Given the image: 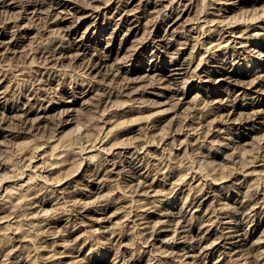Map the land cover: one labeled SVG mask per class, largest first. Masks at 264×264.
I'll use <instances>...</instances> for the list:
<instances>
[{
  "label": "rangeland",
  "instance_id": "1",
  "mask_svg": "<svg viewBox=\"0 0 264 264\" xmlns=\"http://www.w3.org/2000/svg\"><path fill=\"white\" fill-rule=\"evenodd\" d=\"M2 1L0 178L5 172L6 179L0 182V264L84 258L108 264H264V0H163L157 6L153 0H63L70 7L60 5L51 15L26 8L51 0ZM217 20L233 21L252 37L210 54V38L225 34L218 33ZM162 37L169 47L160 44ZM42 47L68 54L50 61ZM108 66L115 67L106 72ZM130 106L139 111H125ZM85 127L89 143L84 136L90 134H81ZM208 148L214 149L212 158ZM146 180L153 187L142 191ZM245 200L257 205L253 213L249 205L239 208ZM167 209L185 214L190 227L213 233L204 242L210 246L204 259L182 257L192 233L189 239L174 232V238L169 233L154 239V225Z\"/></svg>",
  "mask_w": 264,
  "mask_h": 264
},
{
  "label": "bare ground",
  "instance_id": "2",
  "mask_svg": "<svg viewBox=\"0 0 264 264\" xmlns=\"http://www.w3.org/2000/svg\"><path fill=\"white\" fill-rule=\"evenodd\" d=\"M1 1H2V0H1ZM35 1H36V0H35ZM150 1H151V0H150ZM153 1H156V2L153 4L154 6H157V5H159V4H162V2H163V0H153ZM170 1H173V3H174L175 0H170ZM181 1H182V0H181ZM3 2H4V1H2V2H0V3H3ZM16 2H17V1H16ZM28 2H29V1H28ZM24 3H25V2H24ZM176 3H178V5H179L180 0H179V2H175V4H176ZM181 3H182V2H181ZM13 4H14V3H13ZM15 4H16V3H15ZM18 4H19V3H18ZM149 4H150V3H149ZM175 4H173V6H172V8L174 7L173 10H172V13H173V12H176V10H177ZM11 5H12V4H11ZM60 5H63V7L65 6L64 8H69L70 5H71V3L67 2V1H63V0H51V1H49V2L47 1V3H42V1H40V2H32V3H30V5L26 6V8H27V10L30 9V8L33 9V10H32L33 12H40V13L42 12V13H46V14L49 15V14L52 12L53 9H55L56 7H58V6H60ZM75 5H76V4H75ZM2 6H3V5H2ZM23 6H24V5H23ZM129 6H130V3L127 2V3L125 4L126 9H127V7H129ZM45 7H47V9H48L47 11H44V10H43ZM82 7H83V6H82ZM82 7H81V8H82ZM177 7H178V6H177ZM172 8H171V9H172ZM72 9H75V11H76V10L78 9V7L76 6V7H73ZM78 10H80V9H78ZM78 10H77V11H78ZM83 10H84V9H83ZM83 10H82V11H83ZM85 11H86V10H85ZM86 12H87V11H86ZM42 13H41V14H42ZM166 13H167V12H166ZM167 14H168V13H167ZM176 14H177V13H176ZM50 15H51V14H50ZM170 16H171V15H170ZM177 19H178V17H177L176 19L174 18L175 21H176ZM214 20H215V19H214ZM214 20H213V21H214ZM60 21H62V20H59V19H58L57 22L55 21V23L59 24ZM215 21H216V20H215ZM215 21H214V22H215ZM224 21H225V20H223L222 22L220 21V22H221V23H220V22L217 20V22H219V23H217V24H218V26L221 28V30H220L218 33H220L221 31L224 30V33H225V34L222 33L223 36H221V37H223V38H224V36H226V37H225L224 39H222V38L220 37L219 40H218V39L215 40V39H214L215 37H214V38H210L211 40H210L209 42H210L211 45H210V46L207 45V46H208L207 48L209 49V50L207 49V52H209L210 54H213V53L215 52V50L218 51L219 49H222V48L224 49V48H226V47H230V44H228V43H230V42H231V43H234V44L242 43V42L244 41L243 39H245V38H248V39H249V37H250V38L252 37L251 35L248 34L249 32L247 33V32L245 31V29L243 30V27H242V30H241V29H237V26H236L235 24H232L233 21H230V22H226V21L224 22ZM212 23H213V22H212ZM212 23H211V24H212ZM64 24H65V23H64ZM203 25H204V24H203ZM58 26H60V25H58ZM61 26H62V24H61ZM66 26H68V25H66ZM201 26H202V25H201ZM241 26H242V25H241ZM68 27H70V26H68ZM68 27H67V28H64V27H63V28H64V31H66V33H71V32H72V28H71V27L68 28ZM198 27H199V26H198ZM207 27H208V26H207ZM213 27H214V26H213ZM216 27H217V26H216ZM239 27H240V26H239ZM58 28H59V27H58ZM60 28L62 29V27H60ZM202 28H203V26H202ZM197 29H199V28H197ZM206 29H207V28H206ZM208 29H209V28H208ZM208 29H207V30H208ZM199 30H200V29H199ZM217 30H218V29L215 30L214 28H210L209 31H211V32L214 33V32H216ZM246 30H247V28H246ZM203 31H204V30H203ZM203 31H202V32H203ZM206 32H207V31H206ZM206 32H205V33H206ZM66 33H65V34H66ZM205 33H203V34H205ZM207 33H208V32H207ZM213 33H212V34H213ZM214 34H215V33H214ZM220 34H221V33H220ZM220 34H219V35H220ZM246 34H248V35H246ZM250 34H251V33H250ZM15 35H16V34H15ZM15 35H14V36H15ZM16 36H17V35H16ZM146 36H147V35H146ZM253 36H254V35H253ZM210 37H212L211 34H210ZM147 38H148V37H147ZM200 38H201V37H200ZM253 38H254V37H253ZM12 39H13V38H12ZM144 39H145V38H144ZM221 39H222V40H221ZM146 40H147V39H146ZM160 40H161L160 44H161V43H164V45L166 44L167 47H169L170 44H171V42H169V40H167V38H165V37H162ZM197 40H198V39H197ZM203 40H204V39H203ZM208 40H209V39H208ZM208 40H207V42H208ZM214 40L217 41V42H214ZM226 40H227V41H226ZM14 41H15V40H14ZM60 41H61V40H60ZM199 41L202 42V39H201V40H198L197 43H198ZM225 41H226L227 43H226ZM50 42H51V41H50ZM54 42H55V41H54ZM201 42H200V43H201ZM203 42H204V41H203ZM223 42H224V43H223ZM202 44H203V43H202ZM227 44H228V45H227ZM48 45H49V44H48ZM55 45H57V44H55ZM60 45H61V44H60ZM162 45H163V44H162ZM196 45H198V44H196ZM199 45H201V44H199ZM203 45H204V44H203ZM205 45H206V44H205ZM44 46H45V44H44ZM44 46H43V47H44ZM57 46H58V45H57ZM57 46H56V47H57ZM72 46H73V45H72ZM39 47H40V46H39ZM43 47H42V48H43ZM45 47H46V46H45ZM50 47H51V45H50ZM52 47H54V46H52ZM56 47H54V48H56ZM62 47H63V46H62ZM204 47H206V46H204ZM215 47H216V48H215ZM231 47H233V45H232ZM234 47H235V46H234ZM67 48H68V47H67ZM213 48H214V49H213ZM43 49H44V50H43ZM43 49H41V51H39V50H38V51L41 52V53L43 54V56H44L46 59H48V60H50V57H51L52 59L59 58L58 55H62L63 53L66 52V50L61 49V48H57V49L52 50V51H51V48H48V49L43 48ZM71 50H73V49L71 48ZM226 50H227V49H226ZM256 50H257V49H256ZM49 52H51V53H49ZM71 52H72V51H71ZM207 52H206V53H207ZM262 52H263V51L261 50V52H259V53H260L261 55H263ZM41 53H40V54H41ZM46 54H48V55H46ZM57 54H58V55H57ZM66 54H68V53H65V56H66ZM210 54H208V55H210ZM214 54H215V53H214ZM256 54H257V52H256ZM260 54H259V55H260ZM69 55H70V54H69ZM203 56H205V54H203ZM207 57H208V56H207ZM208 58H209V57H208ZM203 59H204V57H202V61H203ZM205 59H206V58H205ZM45 61H46V60H45ZM50 61H51V60H50ZM205 61H206V60H205ZM203 62H204V61H203ZM101 63H102V62H101ZM176 63H177V62H176ZM119 64H120V63H119ZM180 64H183V63H180ZM201 64H202V62H200V63L198 64V66L196 67V70H194V71H195V75H199V74L197 73V69L200 68V65H201ZM102 65H103V64H102ZM105 65H106V64H105ZM106 66H107V65H106ZM108 67H109V66H108ZM114 67H115V66H114ZM114 67H113V68H114ZM116 67H117V66H116ZM126 67H127V66H126ZM104 68H106V67H104ZM109 68H110V67H109ZM109 68L106 69V72H111V71H112L113 68H112V67H111L112 69H111V68L109 69ZM117 69H118L119 71H118ZM117 69H116L117 72H119L120 75H121V74L123 73V72H122V69H121V66H118ZM103 70H104V69H103ZM121 72H122V73H121ZM124 72H125V71H124ZM171 72H172L171 75L176 74V73H173L174 71H171ZM175 72H176V71H175ZM119 73H118V74H119ZM125 73H126V72H125ZM110 74H111V73H110ZM112 74H113V72H112ZM123 75H124V74H123ZM192 76H193V75H192ZM193 77H194V76H193ZM172 78H174V77L172 76ZM124 83L126 84V82H124ZM126 85H127V84H126ZM120 86H121V85H120ZM120 88H122V86H121ZM122 91H123V89H122ZM171 91H177V92H179V89H174V90L171 89ZM181 91H182V93H183V90H181ZM181 91H180V92H181ZM120 94H121V93H120ZM123 94H124V93H123ZM107 97H108V96H107ZM104 99H105V98H104ZM99 101H100V100H99ZM102 101H103V100H102ZM99 103H100V102H99ZM101 103H102V102H101ZM223 106H224V105H223ZM137 107H139V106H137ZM235 107H236V106H235ZM126 108H127V107H126ZM126 108H124V110H125ZM137 109H138V108H136L135 106H130V107H128L125 111H136ZM219 109H220V108H219ZM137 111H139V110H137ZM24 112H25V111H24ZM26 113H27V112H26ZM120 113H121V112H120ZM122 113H123V112H122ZM128 113H129V112H128ZM125 114H126V113H125ZM125 114H123V115H125ZM116 115H117V114H116ZM120 115H121V114H120ZM121 116H122V115H121ZM181 122H182V120H181ZM181 122H180L179 128H180V126H181ZM183 122H184V121H183ZM192 122H193V121H192ZM204 122H205V121H204ZM190 123H191V122H189V124H190ZM183 124H184V123H183ZM186 124H187V123H186ZM186 124H185V125H186ZM190 125H191V124H190ZM123 127H124V126H123ZM125 127H127V126H125ZM128 127H129V126H128ZM173 127H174V126H173ZM85 128H86V129H84L83 131H85V130L87 131V127H85ZM121 128H122V127H121ZM169 128H171V127H169ZM181 128H182V127H181ZM181 128H180V129H181ZM115 129H116V128H115ZM122 129H123V128H122ZM180 129L177 130V128H176L177 131H179ZM196 129H197V128H196ZM86 131H85V133H84V132H82V133L80 132V133L84 135V134H86ZM116 131H117V130H115V131H113V132H116ZM118 131H119V130H118ZM174 131H175V130H174V128H173L172 133H173ZM181 131H182V130H181ZM181 131H180V132H181ZM87 132L89 133V131H87ZM167 132H168V131H167ZM169 132H171V130H170ZM118 133H119V132H117V134H118ZM121 133H122V131H121ZM121 133H119V134H121ZM183 133H184V131H183ZM89 134H90V133H89ZM107 134H108V133H107ZM117 134H115V135H117ZM167 134H168V133H167ZM169 134H170V133H169ZM169 134H168V135H169ZM112 135L114 136V134H112ZM112 135L110 134V136H112ZM165 135H166V134H165ZM88 136L91 137V134H90V135H87V134H86L84 137H87V138H85L86 140H85V139H84V140H85V142L87 141V142L89 143L90 140H88V138H89ZM113 136H112L111 139H114L115 136H114V137H113ZM76 137H78V136H76ZM81 137H82V135H81ZM81 137H80V135H79V139H81ZM97 137H98V136H97ZM97 137H96L95 139H98ZM105 137H107V136H105ZM108 137H109V135H108ZM108 137H107V138H108ZM176 137H178V136L176 135ZM99 138H100V137H99ZM173 138H174V136H173ZM79 139L77 138V141H76V138H75V141L78 142ZM89 139H90V138H89ZM92 139H93V138H92ZM175 139H176V138H175ZM107 140H108V139H107ZM107 140H106V141H107ZM114 140H115V139H114ZM80 141H81V140H80ZM93 141H94V139H93ZM93 141L91 142V144L94 143ZM96 141H97V140H96ZM147 141H148V140H147ZM85 142H84V145L87 146V145H86L87 143H85ZM101 142L103 143V141H101ZM145 142H146V141H145ZM187 142H188V141H187ZM189 142H191V141H189ZM98 143H99V142H98ZM98 143H97V144H98ZM261 143H262V142L260 141V144H261ZM75 144H76V143H75ZM75 144H74V145H75ZM77 144H78V143H77ZM91 144H90L89 146H87V147H90ZM148 144H149V142L147 143V146H148ZM188 144H190V143H188ZM193 144H194V143H193ZM79 145L82 146V144H79ZM123 145H125V144H123ZM127 145H129V144H127ZM142 145H143V143H142ZM191 145H192V144H191ZM223 145H225V144H223ZM258 145H259V144H258ZM39 146H40V145H38V148H39ZM75 146H76V145H75ZM81 146H79V147H81ZM85 146H84V147H85ZM93 146H94V144H93ZM96 146H97V145H96ZM135 146H136V145H135ZM195 146H196V145L194 144L193 147H195ZM229 146H230V145H229ZM229 146H228V147H229ZM261 146L263 147V144H262ZM261 146H259V148H260ZM84 147H83V148H84ZM101 147H103V146H101ZM124 147H125V146H124ZM128 147H129V146H128ZM184 147H185V146H184ZM188 147H189V146H188ZM188 147H187V148H188ZM190 147H191V146H190ZM83 148H82V150H83ZM94 148H95V146H94ZM133 148H134V146H133ZM135 148H136V147H135ZM135 148H134V149H135ZM137 148H138V146H137ZM144 148H146V145L143 146V149H144ZM147 148H148V147H147ZM191 148H192V147H191ZM195 148H196V147H195ZM197 148H198V147H197ZM216 148H217V147H216ZM221 148H222V147H221ZM35 149H37V146H36ZM88 149L91 150V149H93V148H88ZM98 149L103 151V149H101L99 146H98ZM180 149H181V148H180ZM208 149H209V150H207V156L210 157V158H212V156H213V150H214V149H212V148H208ZM218 149H220V147H219ZM229 149H230V148H229ZM232 149H233V148H231V150H232ZM257 149H258V147H257ZM262 149H263V148H262ZM37 150H39V149H37ZM63 150H64V149H63ZM99 150H98V152H100ZM106 150H107V149H106ZM125 150H126V149H125ZM135 150H136V149H135ZM135 150H132V151H135ZM185 150H187V149L185 148ZM188 150H189V149H188ZM197 150H198V149H197ZM231 150H230L229 152H231ZM260 150H261V149H260ZM86 151H87V150H86ZM109 151H110V150H109ZM130 151H131V150H130ZM130 151H129V152H130ZM189 151H191V150H189ZM194 151H195V150H194ZM194 151H193V153H194ZM220 151H222V150H220ZM227 151H228V150H227ZM233 151H237V152H238L239 150H235V148H234V149L232 150V152H233ZM35 152H36V151H35ZM35 152L33 151V153H35ZM63 152H64V151H63ZM84 152H85V151H84ZM96 152H97V151H96ZM98 152H97V153H98ZM105 152H106V151H105ZM107 152H108V150H107ZM110 152H111V151H110ZM137 152H138V151H137ZM140 152H141V150H140ZM195 152H196V151H195ZM197 152H198V151H197ZM201 152H202V151H201ZM255 152H256V153H255ZM255 152H254V153H255V157H256V154H257L258 151L255 150ZM262 152L264 153V151H262ZM37 153H38V152H37ZM37 153H36V154H37ZM61 153H62V151H61ZM64 153H65V152H64ZM103 153H104V152H103ZM108 153H109V152H108ZM133 153H134V152H133ZM187 153H188V151H187ZM202 153H203V152H202ZM202 153H201V154H202ZM225 153H227V152H225ZM36 154H35V155H36ZM42 154H43V153H42ZM62 154H63V153H62ZM100 154H101V153H100ZM107 155H108V154H107ZM110 155H111V154H110ZM137 155H138V154H137ZM140 155H141V154H140ZM204 155H205V153H204ZM214 155H215V154H214ZM248 155H250V154H248ZM257 155H258V154H257ZM259 155H260V154H259ZM261 155H263V154H261ZM261 155H260V156H261ZM33 156H34V154H33ZM33 156H31V157H33ZM99 156H101V155H99ZM104 156H105V155H104ZM217 156H218V155H217ZM242 156H244V155H242ZM81 157H82V156H81ZM105 157H106V156H105ZM133 157H134V155H133ZM135 157H136V156H135ZM139 157H140V156H139ZM255 157L253 156L254 159H255ZM258 157H259V156H258ZM261 157H262V156H261ZM35 158H36V157H35ZM35 158H34V159H35ZM56 158H57V157H56ZM99 158H100V157H99ZM101 158H102V160H103V157H101ZM205 158H206V155H205ZM234 158H235V157H234ZM240 158H241V157H240ZM57 159H58V158H57ZM59 159H60V158H59ZM135 159H137V158H135ZM135 159H134V160H135ZM263 159H264V156H263ZM31 160H33V159H31ZM60 160H61V159H60ZM205 160H207V158H206ZM248 160H249V159H248ZM248 160H247V161H248ZM58 161H59V160H58ZM58 161H56L55 163L58 164ZM61 161L63 162L64 160L62 159ZM61 161H60V162H61ZM99 161H100V160H99ZM108 161H109V160H108ZM249 161H251V160H249ZM252 161H253V159H252ZM263 161H264V160H263ZM44 162H45V161H44ZM60 162H59V163H60ZM100 162H101V161H100ZM103 162H105V161H103ZM244 162H246V161L244 160ZM254 162H255V161H254ZM252 163H253V162H252ZM28 164H31V163L29 162ZM28 164H27V165H28ZM51 164H54V163H51ZM103 164H104V163H103ZM59 165H60V164H59ZM130 165H131V164H130ZM25 166H26V165H25ZM132 166H133V165H132ZM5 167H6V166H5ZM36 167H37V166H36ZM3 169H4V168H3ZM137 169H138V168H137ZM35 172H36V171H35ZM0 173H1V170H0ZM2 173L5 174V172H2ZM36 173H37V172H36ZM36 173H35V175L37 176ZM4 174H2V175L4 176ZM40 174H41V173H40ZM7 175H8V177H7V179H8L9 176H13L14 174H11V175L6 174V176H7ZM32 175H34V174H32ZM38 175H39V174H38ZM3 176H1V178H0V182L3 181V180L1 181V179H2ZM14 176H15V175H14ZM39 176H40V175H39ZM4 177H5V176H4ZM4 177H3V179H4ZM30 177H31V175H30ZM32 177H33V176H32ZM41 177H42V176H41ZM12 178H13V177H12ZM38 178H39V177H38ZM236 178H237V176H236ZM5 179H6V178H5ZM5 179H4V180H5ZM9 179H10V178H9ZM35 179H36V178H35ZM41 179H42V178H41ZM30 180H33V179H30ZM9 181H10V180H9ZM37 181H38V180H37ZM44 181H45V180H44ZM233 181H235V180L233 179ZM239 181H240V180H239ZM239 181H238V182H239ZM151 182H153V180H152ZM151 182H149V181L146 180V182L144 183L145 188H146V186H148V187L151 189V188L153 187ZM236 182H237V181H236ZM43 183H44V182H43ZM141 183H142V182H141ZM206 183H207V182H206ZM206 183H205V184H206ZM234 183H235V182H234ZM46 184H47V183H46ZM138 184H139V183H138ZM153 184H154V182H153ZM177 184H178V182H177ZM209 184H210V183H209ZM1 185H2V184H1ZM175 185H176V184H175ZM202 185H203V184H202ZM202 185H201V186H202ZM260 185H261V184H260ZM260 185H259V186H260ZM44 186H45V184H44ZM48 186H49V185H48ZM138 186H140V184H139ZM141 186H143V185H141ZM263 186H264V185H263ZM13 187H14V185H13ZM45 187H46V186H45ZM135 187H136V186H135ZM135 187H134V188H135ZM202 187H203V186H202ZM202 187H201V188H202ZM43 188H44V187H43ZM46 188H47V187H46ZM48 188H49V187H48ZM48 188H47V189H48ZM134 188H133V189H134ZM145 188H144V189H145ZM203 188H204V187H203ZM262 188H263V187H262ZM136 189H137V187H136ZM141 189H142V188H141ZM144 189H143L142 191H147V190H148L147 188H146L145 190H144ZM206 189H207V188H206ZM211 189H212V188H211ZM154 190H155V189H154ZM158 190H159V189H158ZM158 190H157V191H158ZM173 190H174V189H173ZM200 190H202V189H200ZM208 190H210V188H209ZM255 190H256V189H255ZM262 190H263V189H262ZM134 191H135V190H134ZM134 191H133V192L130 191V192L135 193ZM142 191H141V193H142ZM157 191H156V192H157ZM160 191H161V190H160ZM258 191H259V189H258ZM258 191L256 190V192H258ZM138 192H139V190H138ZM156 192H155V193H156ZM254 192H255V191H254ZM254 192H252V193H254ZM16 193H17V192H16ZM143 193H144V192H143ZM146 193H147V192H146ZM161 193H162V192H161ZM259 193H260V192H259ZM138 194H139V193H138ZM158 194H159V193H158ZM247 194H249V193H247ZM247 194H246V195H247ZM256 194H258V193H256ZM126 195H127V194H126ZM135 195H136V194H135ZM141 195H142V194H141ZM262 195H263V194H262ZM123 196H124V195H123ZM139 196H140V195H139ZM248 196H249V195H248ZM248 196H247V197H248ZM254 196H255V195H254ZM259 196H261V195H259ZM15 197H16V196H15ZM22 197H23V195H22ZM37 197H38V196H37ZM124 197H125V196H124ZM126 197H127V196H126ZM141 197H142V196H141ZM250 197H251V196H250ZM252 197H253V196H252ZM252 197H251L250 199H252ZM7 198H10V199H11L12 197H6L5 200H7ZM145 198H146V197H145ZM248 199H249V198H247V200H248ZM256 199H257V198H256ZM256 199H255V200H256ZM263 199H264V198H263ZM8 200H9V199H8ZM8 200H7V201H8ZM22 200H23V198H22ZM33 200H34V199H33ZM142 200H143V198H142ZM145 200H146V199H145ZM145 200L142 201V202L144 203ZM257 200H258V199H257ZM257 200H256V201H257ZM10 201H12V200H10ZM195 201H196V200H195ZM241 201L243 202V199H242ZM259 201H260V200H259ZM259 201L256 202V203H259ZM21 202H22V201H21ZM147 202H149V201H147ZM249 202H250V201H248V203H246V200H245V203H244L241 207H239V208L246 207L247 205H249ZM253 202H255V201H253ZM253 202H252V203H253ZM19 203H20V201H19ZM150 203H151V201H150ZM150 203H149V204H150ZM240 203H241V202H240ZM250 204H251V203H250ZM101 205H102V204H101ZM146 205H147V204H146ZM254 205H255V203H254ZM102 206H103V205H102ZM154 206H155V204L153 205V207H154ZM238 206H239V205H238ZM249 206H251V209H250V210H251L252 213H253V211L255 210V207H256L257 205H256V206L249 205ZM92 207H93V206H92ZM99 207H100V206H99ZM145 207H146V206H145ZM147 207H148V205H147ZM149 207L151 208L150 205H149ZM221 207L223 208V206H221ZM224 207H225V206H224ZM227 207H228V206H227ZM227 207H226V208H227ZM88 208H89V207H88ZM90 208H91V207H90ZM90 208H89V209H90ZM100 208H101V207H100ZM105 208H106V207H105ZM235 208H237V206H236ZM1 209H2V208H1ZM101 209H102V208H101ZM103 209H104V208H103ZM145 209H146V208H145ZM153 209H154V208H153ZM156 209H157V208H156ZM237 209H238V208H237ZM248 209H249V208H248ZM248 209H246V210L249 211ZM208 210H209V209H208ZM210 210H211V209H210ZM212 210L214 211V210H216V209H212ZM212 210H211V211H212ZM239 210H240V209H239ZM246 210H245V211H246ZM78 211H79V210H78ZM153 211H154V210H153ZM200 211H201V210H200ZM220 211H221V210H220ZM220 211H218V212H220ZM225 211H226V210H225ZM240 211H241V210H240ZM247 211H246V212H247ZM151 212H152V211H151ZM162 212H163V213H162ZM162 212H161V213L163 214V217H165V219H161V218H160V219L157 220V222L155 223V225H154V230H153V233H154L153 236L155 235V238H154V239H156V241H161V240H163V237H164L165 235H168L170 232H172V233L174 232V235H176V236H177L178 238H180V239L185 238L187 235L190 236L189 233H192V234L195 236V238H194L193 241L191 240L192 242L189 244V247H190V248L186 251V255H185V256H182V257H183V258H184V257H186V258H194V259H199V258L202 257V258L204 259L203 256H206V255L210 252V246H208V244H207V245H204V242H205V240H206L207 238H209V237L213 234L210 230L207 229L208 227H206V229H207L208 232L204 233L205 231L203 232V229H202V231H201V229H199V228L196 229V228L190 227V224H188L189 221L187 222V220H186L187 218L185 219V217H184L185 214L180 213L181 211H180V212L178 211L177 213H175V212L169 211V210L167 209V210L162 211ZM206 212H207V210H206ZM228 212H229V211H228ZM230 212H231V211H230ZM234 212H235V211H234ZM80 213H82V212H80ZM148 213H149V212H148ZM161 213H160V214H161ZM212 213H213V212H212ZM212 213H211V214H212ZM232 213H233V212H232ZM232 213H231V214H232ZM146 214H147V213H146ZM146 214H145V215H146ZM207 214H208V213H207ZM219 214H220V213H219ZM225 214H227V213H225ZM241 214H242V213H241ZM141 215H144V214L141 213ZM141 215H139V216H141ZM201 215H202V214H201ZM208 215H209V214H208ZM216 215H217V214H216ZM223 215H224V213H223ZM228 215H229V213H228ZM234 215H235V214H234ZM243 215H244V214H243ZM243 215H242V216H243ZM247 215H248V214H247ZM158 216H159V215H158ZM203 216H204V215H203ZM203 216H202V217H203ZM217 216H218V215H217ZM217 216H215V217H217ZM221 216H222V215H221ZM231 216H232V215H231ZM231 216H229V217L231 218ZM237 216H238V215H237ZM144 217H145V216H144ZM147 217H150V216H147ZM147 217H146V218H147ZM160 217H161V216H160ZM194 217H195V216H194ZM211 217H212V216H211ZM229 217H227V218H229ZM141 218H142V217H141ZM158 218H159V217H158ZM196 218H199V217L196 216ZM235 218H236V217H235ZM245 218H246V217H245ZM101 219H102V218H101ZM142 219H143V218H142ZM200 219H201V218H200ZM200 219H199V220H200ZM209 219H210V218H209ZM219 219H220V217H219ZM231 219H232V218H231ZM243 219H244V218H243ZM134 220H135V219H134ZM134 220H133V221H134ZM145 220H147V219H145ZM191 220H193V219H191ZM195 220H196V219H195ZM203 220H208V219H206L205 217H203ZM212 220H213V222H214V220H216V219H212ZM217 220H218V219H217ZM222 220L225 221L226 219H222ZM235 220H236V219H235ZM238 220H239V219H238ZM98 221H99V220H98ZM136 221H137V220H136ZM149 221H150V220H149ZM171 221H173V222L176 221V222H175V225L172 223V225H174V227L171 225ZM197 221H198V220H197ZM200 221H201V220H200ZM200 221H199V222H200ZM227 221H228V220H227ZM240 221H241V220H240ZM140 222H141V220H140ZM147 222H148V221H147ZM194 222H195V221H194ZM208 222H209V221H208ZM216 222H217V221H216ZM218 222H219V220H218ZM228 222H229V221H228ZM237 222H238V221H237ZM246 222H247V221H246ZM135 223H136V222H135ZM189 223H190V222H189ZM203 223H204V222H203ZM203 223H202V224H203ZM205 223H206V222H205ZM209 223H210V222H209ZM223 223H226V222H223ZM144 224H147V223L144 222ZM198 224H199V223H198ZM238 224H239V223H238ZM203 225H204V224H203ZM203 225H202V226H203ZM206 225H207V224H206ZM224 225H225V224H224ZM244 225H245V224H244ZM244 225H243V226H244ZM143 226H144V225H143ZM148 226H150V224H149ZM198 226H200V224H199ZM209 226H212V225H209ZM221 226H222V225H221ZM134 227H137V228H138L139 226H138V225H136V226L134 225ZM144 227H145V226H144ZM224 227H225V226H224ZM237 227H239V226H237ZM147 228H148V227H147ZM152 228H153V227H152ZM203 228H204V227H203ZM134 229H135V228H134ZM140 229H141V228H140ZM150 229H151V228H150ZM137 230H138V229H137ZM143 230H145V229H143ZM147 230H148V229H147ZM73 231H74V230H73ZM73 231H72V232H73ZM139 231H140V230H139ZM141 231H142V230H141ZM115 232H116V231H115ZM201 232H202V234H201ZM44 233H46V232H44ZM111 233H112V232H111ZM141 233H142V234H145V233H143V232H141ZM172 233H170V235L173 236ZM49 234H50V233H49ZM151 234H152V233H151ZM151 234H150V235H151ZM200 234H201V235H200ZM70 235H71V234H70ZM118 235H119V234H118ZM193 235H192V236H193ZM113 236H114V234H113ZM116 236H117V235H116ZM143 236H145V235H143ZM146 236H148V235H146ZM176 236H175V237H176ZM192 236H191V237H192ZM221 236H222V234H221ZM221 236H220V237H221ZM223 236H224V235H223ZM124 237H125V236H124ZM149 237H150V236H149ZM191 237H190V238H191ZM220 237H219V239H221ZM111 238H112V237H111ZM143 238H144V237H143ZM145 238H146V237H145ZM150 238H151V237H150ZM164 238H165V237H164ZM173 238H174V236H173ZM186 238H188V237H186ZM147 239H148V238H147ZM166 239L169 240L170 237H167V236H166ZM188 239H189V238H188ZM43 240H44V239H43ZM112 240H113V239H112ZM114 240H116V239H114ZM149 240H150V239H149ZM178 240H179V239H177V241H178ZM185 240H186V239H185ZM109 241H110V239H109ZM118 241H119V240H118ZM118 241H116V242L118 243ZM164 241H165V240H164ZM169 241H170V240H169ZM214 241H216V240H214ZM214 241L212 242V245L215 244ZM116 242H115V243H116ZM123 242H124V240H123ZM152 242H153V241H152ZM165 242H166V241H165ZM185 242H186V241H185ZM113 243H114V241H113ZM146 243H147V242H146ZM150 243H151V242H150ZM153 243H154V242H153ZM160 243H161V242H160ZM162 243H163V242H162ZM169 243L172 244L171 241H170ZM178 243H179V242H178ZM187 243H188V242H187ZM118 244H119V243H118ZM118 244H117V245H118ZM125 244H126V242H125ZM151 244H152V243H151ZM157 244H158V243H157ZM157 244H155V246H156ZM164 244H166V243H164ZM164 244H163V245H164ZM205 244H206V243H205ZM210 244H211V243H210ZM210 244H209V245H210ZM119 245H120V244H119ZM126 245H127V244H126ZM173 245H174V244H173ZM109 246H110V245H109ZM112 246H113V245H112ZM114 246H116V245H114ZM114 246H113V247H114ZM120 246H121V245H120ZM157 246H158V245H157ZM165 246H166V245H165ZM168 246H169V245H168ZM175 246H177V244H176ZM110 247H111V246H110ZM110 247H109V248H110ZM162 247H164V246H162ZM170 247H172V246L170 245ZM182 247H183V245H182ZM187 247H188V246H187ZM247 247H248V246H247ZM153 248H154V247H153ZM158 248H159V246H158ZM174 248H175V247H174ZM183 248H184V247H183ZM122 249H123V248H122ZM160 249H162V248H160ZM169 249H171V248H169ZM169 249H168V250H169ZM116 250H117V249H116ZM116 250H115V251H116ZM118 250H120V249L118 248ZM125 250H126V249H125ZM173 250H174V249H173ZM112 251H113V250H112ZM115 251H114V252H115ZM122 251H123V250H122ZM145 251H146V249H145ZM148 251H149V250H148ZM151 251H152V249H151ZM163 251H164V250H163ZM169 251H170V250H169ZM169 251H168V253H170L172 250H171L170 252H169ZM241 251H242V250H241ZM247 251H249V250L247 249L246 252H247ZM116 252H117V251H116ZM116 252H115V254H116ZM118 252H119V251H118ZM165 252H166V250H165ZM234 252H235V251H234ZM237 252H238V251H237ZM244 252H245V251H244ZM246 252H245V253H246ZM251 252H252V251H251ZM122 253H123V252H122ZM150 253H151V252H150ZM150 253H149V255L151 256ZM152 253H153V252H152ZM166 253H167V252H166ZM171 253H173V251H172ZM178 253H179V251H177V254H178ZM235 253H236V252H235ZM262 253H263V252H261V254H262ZM108 254H109V253H108ZM117 254H118V253H117ZM119 254H120V253H119ZM173 254H174V253H173ZM184 254H185V253H184ZM243 254H244V253H243ZM246 254H247V253H246ZM246 254H244V255L246 256ZM250 254H251V253H250ZM256 254H257V253H256ZM263 254H264V253H263ZM145 255H146V254H145ZM168 255H169V254H168ZM180 255H181V254H180ZM253 255H255V254H253ZM13 256H14V255H13ZM76 256H77V255H76ZM120 256H121V255H120ZM120 256H119V257H120ZM126 256H127V255H126ZM150 256H149V257H150ZM172 256H173V255H172ZM232 256H233V255H232ZM245 256H244V257H245ZM248 256H250V255H248ZM251 256H252V255H251ZM260 256H261V255H260ZM260 256H259V257H260ZM262 256H263V255H262ZM116 257H117V256H116ZM116 257H114V258L116 259ZM119 257H118V258H119ZM121 257H123V256H121ZM173 257H174V256H173ZM182 257H181V258H182ZM252 257H253V256H252ZM256 257H257V255H256ZM259 257H257V258L259 259ZM20 258H21V257H20ZM72 258H73V257H72ZM72 258H70V259H72ZM77 258H79V257L77 256ZM118 258H117V259H118ZM125 258H126V257H125ZM141 258H142V257H141ZM154 258H155V256H154ZM171 258H172V257H171ZM175 258H177V256H175ZM178 258H180V257H178ZM246 258H247V256H246ZM261 258H262V257H261ZM21 259H22V258H21ZM74 259H75V258H74ZM84 259H85V258H84ZM84 259H82V260H77V259H75V261H73V260H69V261H73L72 264H108L106 261H103V260H102L103 258H96V259H93V258H92V259L85 260V261H84ZM108 259H109V258H108ZM121 259H122V258H121ZM121 259H120V260H121ZM149 259H150V258H149ZM205 259H206V258H205ZM248 259H249V258H248ZM248 259H247V260H248ZM253 259H254V258H253ZM112 260H113V259H112ZM112 260H111V261H112ZM120 260H119V262H121ZM122 260H123V259H122ZM179 260H180V259H179ZM244 260H245V258H244ZM53 261H54V260H53ZM69 261H68V262H69ZM113 261H114V260H113ZM125 261H126V260H125ZM147 261H148V260H147ZM150 261H153V260L151 259ZM181 261H182V259H181ZM185 261H186V259H185ZM192 261H194V260L192 259ZM201 261H202V260H201ZM65 262H66V261H65ZM127 262H128V261H127ZM134 262H135V261H134ZM199 262H200V261H199ZM251 262H253V261H251ZM53 263H54V262H53ZM66 263H67V262H66ZM66 263H65V264H66ZM113 263H114V262H113ZM139 263H140V262H139ZM148 263H149V262H148ZM182 263H184V262H182ZM196 263H197V262H196ZM257 263H258V262H257ZM54 264H55V263H54ZM61 264H62V263H61ZM67 264H68V263H67ZM114 264H115V263H114ZM119 264H120V263H119ZM121 264H124V263H121ZM125 264H126V263H125ZM132 264H133V263H132ZM145 264H147V263H145ZM149 264H150V263H149ZM151 264H152V263H151ZM199 264H200V263H199ZM249 264H250V263H249ZM262 264H263V261H262Z\"/></svg>",
  "mask_w": 264,
  "mask_h": 264
}]
</instances>
